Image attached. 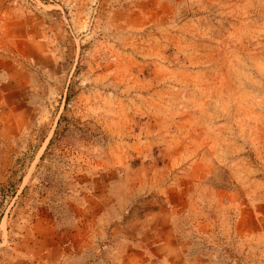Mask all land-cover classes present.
<instances>
[{
    "label": "rangeland",
    "instance_id": "1",
    "mask_svg": "<svg viewBox=\"0 0 264 264\" xmlns=\"http://www.w3.org/2000/svg\"><path fill=\"white\" fill-rule=\"evenodd\" d=\"M0 264H264V0H0Z\"/></svg>",
    "mask_w": 264,
    "mask_h": 264
}]
</instances>
